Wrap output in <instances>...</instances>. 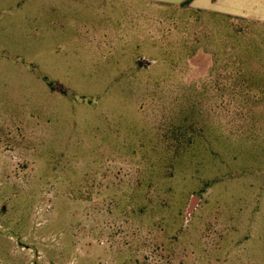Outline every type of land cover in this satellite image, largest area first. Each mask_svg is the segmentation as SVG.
Wrapping results in <instances>:
<instances>
[{"label": "rangeland", "instance_id": "rangeland-1", "mask_svg": "<svg viewBox=\"0 0 264 264\" xmlns=\"http://www.w3.org/2000/svg\"><path fill=\"white\" fill-rule=\"evenodd\" d=\"M186 1L0 0V264H264L263 3Z\"/></svg>", "mask_w": 264, "mask_h": 264}, {"label": "crops", "instance_id": "crops-1", "mask_svg": "<svg viewBox=\"0 0 264 264\" xmlns=\"http://www.w3.org/2000/svg\"><path fill=\"white\" fill-rule=\"evenodd\" d=\"M199 0H192V3H194V2H198ZM219 1L220 0H212V3H213V5H217L218 3H219ZM259 1H262V3H263V8H262V14H264V0H259ZM255 2H258V0H256ZM256 10H258V8L256 9V7L253 9V11H255L256 12ZM257 13V12H256ZM228 16H231V17H238V18H242V17H244L247 13L245 12V10L243 9L242 10V8H237V10H236V8H231V9H229V12H227L226 13Z\"/></svg>", "mask_w": 264, "mask_h": 264}, {"label": "trees", "instance_id": "trees-1", "mask_svg": "<svg viewBox=\"0 0 264 264\" xmlns=\"http://www.w3.org/2000/svg\"><path fill=\"white\" fill-rule=\"evenodd\" d=\"M191 1H192V0H187L185 3H186V4H189Z\"/></svg>", "mask_w": 264, "mask_h": 264}]
</instances>
